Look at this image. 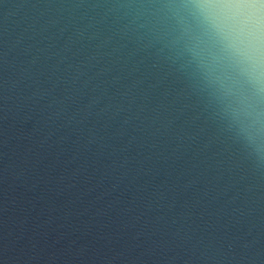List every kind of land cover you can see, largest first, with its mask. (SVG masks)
Here are the masks:
<instances>
[{
  "label": "water",
  "instance_id": "95a60500",
  "mask_svg": "<svg viewBox=\"0 0 264 264\" xmlns=\"http://www.w3.org/2000/svg\"><path fill=\"white\" fill-rule=\"evenodd\" d=\"M119 2L0 0V264H264V167Z\"/></svg>",
  "mask_w": 264,
  "mask_h": 264
},
{
  "label": "clouds",
  "instance_id": "9594fccd",
  "mask_svg": "<svg viewBox=\"0 0 264 264\" xmlns=\"http://www.w3.org/2000/svg\"><path fill=\"white\" fill-rule=\"evenodd\" d=\"M133 33L199 114L264 167V0H120Z\"/></svg>",
  "mask_w": 264,
  "mask_h": 264
}]
</instances>
